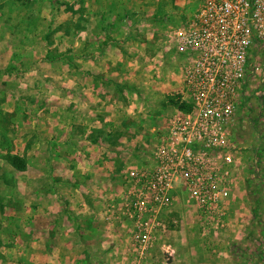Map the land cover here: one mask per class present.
<instances>
[{
	"label": "rangeland",
	"instance_id": "1",
	"mask_svg": "<svg viewBox=\"0 0 264 264\" xmlns=\"http://www.w3.org/2000/svg\"><path fill=\"white\" fill-rule=\"evenodd\" d=\"M181 21L146 0H0V264H168L167 248L173 264H264V57L222 209L177 192L146 248L121 209L123 174L150 165L182 104Z\"/></svg>",
	"mask_w": 264,
	"mask_h": 264
},
{
	"label": "built area",
	"instance_id": "2",
	"mask_svg": "<svg viewBox=\"0 0 264 264\" xmlns=\"http://www.w3.org/2000/svg\"><path fill=\"white\" fill-rule=\"evenodd\" d=\"M171 3L182 21L170 29L184 57L177 108L150 150V165L122 176L123 214L132 238L150 247L180 192L205 215L219 212L236 169L234 122L241 98L264 57V0H146ZM172 250L165 257L171 262Z\"/></svg>",
	"mask_w": 264,
	"mask_h": 264
},
{
	"label": "trees",
	"instance_id": "3",
	"mask_svg": "<svg viewBox=\"0 0 264 264\" xmlns=\"http://www.w3.org/2000/svg\"><path fill=\"white\" fill-rule=\"evenodd\" d=\"M10 71V70H9ZM177 106H178V104H177ZM178 108H180V109H182V110H187L189 107L186 105V104H180L179 106H178ZM18 161H20L19 159H17ZM13 162L14 161H10L9 162V164L11 163V164H13ZM14 166V165H13Z\"/></svg>",
	"mask_w": 264,
	"mask_h": 264
},
{
	"label": "crops",
	"instance_id": "4",
	"mask_svg": "<svg viewBox=\"0 0 264 264\" xmlns=\"http://www.w3.org/2000/svg\"><path fill=\"white\" fill-rule=\"evenodd\" d=\"M226 202H227V200H226ZM226 202L224 203V205L226 204ZM174 258H175V253L173 252L171 255L172 261H171V263H168V264H173L175 262Z\"/></svg>",
	"mask_w": 264,
	"mask_h": 264
}]
</instances>
